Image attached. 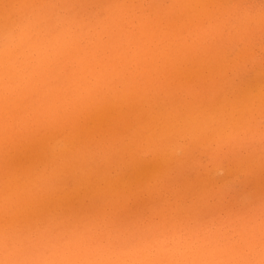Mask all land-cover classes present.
I'll return each instance as SVG.
<instances>
[{
	"label": "rangeland",
	"instance_id": "rangeland-1",
	"mask_svg": "<svg viewBox=\"0 0 264 264\" xmlns=\"http://www.w3.org/2000/svg\"><path fill=\"white\" fill-rule=\"evenodd\" d=\"M0 264H264V0H0Z\"/></svg>",
	"mask_w": 264,
	"mask_h": 264
}]
</instances>
